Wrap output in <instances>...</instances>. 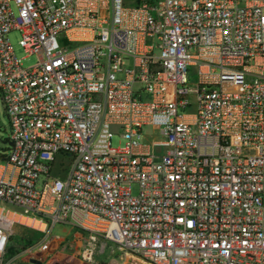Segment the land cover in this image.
Masks as SVG:
<instances>
[{
  "label": "built area",
  "instance_id": "obj_1",
  "mask_svg": "<svg viewBox=\"0 0 264 264\" xmlns=\"http://www.w3.org/2000/svg\"><path fill=\"white\" fill-rule=\"evenodd\" d=\"M0 94V264H264V0H0Z\"/></svg>",
  "mask_w": 264,
  "mask_h": 264
},
{
  "label": "rangeland",
  "instance_id": "obj_2",
  "mask_svg": "<svg viewBox=\"0 0 264 264\" xmlns=\"http://www.w3.org/2000/svg\"><path fill=\"white\" fill-rule=\"evenodd\" d=\"M9 42L13 49V54L17 60H19V64L22 68H28L36 62L35 55H27L23 49L19 46V35L17 32H11L8 35ZM59 44L62 46L63 41L59 38ZM142 138L140 142L142 143H150L152 140L157 141L160 140L161 137L158 132L153 131L150 126H144L141 130ZM8 132H9V122L5 113V109L2 103L1 94H0V155H4L8 149ZM124 145V141L120 138L119 134L113 132V136L111 138V146L113 148H121ZM132 194L135 195L137 192L136 186H132L131 188ZM51 237L62 238L65 239L66 242H71L73 240L80 241L82 238V234L71 228V226L66 224H56L50 234ZM28 239H36V232H31L30 229L25 228L23 226H17L15 229V235L10 242L11 248L16 249V255L11 257L10 264H32L30 262L31 259L40 262V264H81L78 258L73 257L70 252H65L61 255H53L44 259L43 257L36 255L33 258L28 259L25 255L21 254L24 249V244L22 240L25 238ZM77 249H80L79 244L75 246ZM121 264L125 263H137V264H149V262L142 257H135L130 259L127 257L126 260L120 261Z\"/></svg>",
  "mask_w": 264,
  "mask_h": 264
},
{
  "label": "trees",
  "instance_id": "obj_3",
  "mask_svg": "<svg viewBox=\"0 0 264 264\" xmlns=\"http://www.w3.org/2000/svg\"><path fill=\"white\" fill-rule=\"evenodd\" d=\"M8 140V139H7ZM4 155H0V159L3 158ZM37 238L36 239H28V237L25 238V240H22V243L24 244V248L27 247L30 243H32L35 240L39 239V235L36 234ZM12 241V239H11ZM16 255V249L15 248H11V246L8 247L7 249V257H13ZM104 264V263H101Z\"/></svg>",
  "mask_w": 264,
  "mask_h": 264
},
{
  "label": "bare ground",
  "instance_id": "obj_4",
  "mask_svg": "<svg viewBox=\"0 0 264 264\" xmlns=\"http://www.w3.org/2000/svg\"><path fill=\"white\" fill-rule=\"evenodd\" d=\"M34 225H35L36 227H38V228H41V229L43 228V226H41V225H39V224H34ZM125 264H137V263H134V262H133V263H125Z\"/></svg>",
  "mask_w": 264,
  "mask_h": 264
},
{
  "label": "water",
  "instance_id": "obj_5",
  "mask_svg": "<svg viewBox=\"0 0 264 264\" xmlns=\"http://www.w3.org/2000/svg\"><path fill=\"white\" fill-rule=\"evenodd\" d=\"M30 262H31L32 264H40V262H38V261H36V260H33V259H31Z\"/></svg>",
  "mask_w": 264,
  "mask_h": 264
}]
</instances>
